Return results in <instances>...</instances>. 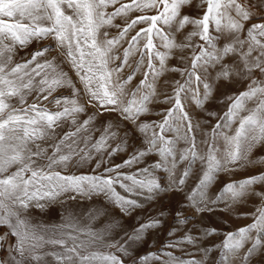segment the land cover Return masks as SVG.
Returning <instances> with one entry per match:
<instances>
[{"label": "snow or ice", "instance_id": "6c2138e0", "mask_svg": "<svg viewBox=\"0 0 264 264\" xmlns=\"http://www.w3.org/2000/svg\"><path fill=\"white\" fill-rule=\"evenodd\" d=\"M192 4L193 0H128L127 3L121 0H0V227L8 229L5 235L15 237V243L8 246L10 259L7 264L39 262L42 258L36 254V249L41 243L65 248L64 254L56 255L57 264H93L94 261L123 264L113 253L81 254L78 249L86 247L85 242L66 247L64 239L45 240L24 218V213L33 204L42 208L44 205L40 201H55L65 193L74 192L85 196L103 194L123 213L130 214L143 207L130 195L146 194L145 198L151 199L165 191L147 167L137 169L132 175L119 171L139 164L150 154L160 158L151 168L163 167L169 173L170 190L182 191L193 167L200 165L197 183L182 202L197 213L210 211L208 204L229 199L236 202L246 195L257 196L264 202V193L252 191L253 186L264 184V172L225 184L215 199L210 200L207 195L209 186L220 172L234 170L229 169V165L240 161L255 163L249 155L264 143V78L258 79L254 75L258 72L260 77H264V0H200V15L185 12ZM109 7H114V11L107 12ZM152 10H155L154 15L136 16L123 28L113 24L117 17L126 18L132 12ZM257 16L260 22L251 23L246 28L245 25ZM141 23L148 26L131 36L122 54L117 55L115 50ZM105 26L117 27L120 31L112 38H107L108 33L104 32L105 38L100 40V30ZM189 28L191 30L184 35L183 41L177 42L176 35ZM48 38L66 50L67 61L83 85L89 104L98 108L96 115L116 112L122 121L132 123L143 136L145 148L134 151L121 164L105 169L106 173L114 175L76 176L55 171L56 168L66 169L75 156L84 163L91 159L92 149L96 152L105 150L108 140L116 136V132L111 131V123L91 149L77 151L74 145L78 143L75 138L88 130L93 116L51 145V155L42 147V142L55 138L54 130L62 121L71 118L75 125V117L85 111V106L79 103V90L66 73L57 69L54 60L38 62V58L51 51L50 46L34 51L29 60L10 67L17 48ZM141 41H144L142 45ZM186 49H191L190 57L181 56L180 60L186 62L190 59V65L169 67L168 61L173 53ZM137 56L132 62L131 58ZM117 60L120 63L110 67ZM125 68L131 71L122 77ZM169 71L178 72L184 78L183 83L179 80L173 82L171 96H164L162 102L171 103L172 107L161 113L163 119L159 122L138 123L140 117L150 111L148 106L158 95L159 78ZM138 74L142 79L127 92V86ZM237 78L249 83L239 95L227 97L231 103L208 134L210 141L201 142L207 145V150L201 152L195 136L189 135L198 125H193L184 100L203 108L213 97L217 82ZM61 87H71L72 96L53 98L51 103L57 110L50 111L42 102L48 101ZM33 92L37 94L36 102L27 104V98ZM14 99L19 107L13 104ZM250 101L255 102L252 108L247 107ZM209 115L215 116L216 113L210 112ZM234 123H238L234 134L229 136L221 132ZM168 131H174L175 136L168 138L165 135ZM220 135L226 146L222 153L215 143ZM180 141L187 146L178 149ZM126 145V139H122L109 155L123 151ZM42 160L46 163H38ZM181 164L185 167L177 177L176 170ZM117 186L130 195H121ZM163 215L161 212L158 217L140 224L124 244L117 247V242L108 246L126 254L132 243L163 223L160 219ZM181 216L182 212L178 210L174 219L179 225H186L188 218ZM251 216V224L226 234L219 249L220 264H249L257 253L264 252V203ZM174 231L169 232V236ZM215 233L214 228L205 231V235ZM89 234L94 240L103 239L96 233ZM3 241L4 236H0V247H3ZM184 243L193 244L194 237L186 233L165 247L176 248ZM203 251L208 255L213 249ZM25 253H28L27 257ZM164 255L167 256L166 264H203L195 258L184 260L175 257L171 252ZM155 257V253L140 257V264H146ZM0 264L4 262L0 261Z\"/></svg>", "mask_w": 264, "mask_h": 264}, {"label": "rangeland", "instance_id": "374dc122", "mask_svg": "<svg viewBox=\"0 0 264 264\" xmlns=\"http://www.w3.org/2000/svg\"><path fill=\"white\" fill-rule=\"evenodd\" d=\"M123 3H127L128 0H121ZM200 0H193L192 6L185 9V12L191 15H200L202 9L198 7ZM119 5H116L118 7ZM107 12L114 11V7L106 9ZM155 10L152 11H137L129 14L128 17H117L114 21V25H119L120 28L125 26L126 22H130L131 19L139 15H154ZM260 22L259 16L253 19L245 25L247 28L251 23ZM146 23H141L136 26L135 29L129 32L128 37L121 43V46L117 48L116 54L120 55L123 52V48L127 47V40L131 36L135 35L141 28H146ZM120 28L105 26L100 30V40H103L104 32L108 33L107 38H112L118 35ZM191 29H185L183 33L176 35L177 42H182L184 35ZM144 41H141V45ZM155 42V41H154ZM194 42H196L194 40ZM51 47V51L46 53L43 57L38 58V62L45 60H54L57 69L67 74V77L71 79L76 89L79 90V103L85 106V111L75 117L76 124L72 123L71 118L61 122L60 126L54 130V139L42 142V147L47 149V154L51 155L52 147L65 133L69 131H75L79 124H82L84 120L89 116H93L94 119L89 126L88 130L79 134L75 139L78 141L76 145L77 151L83 148L85 150L91 149L99 137L104 134L105 127L111 123L113 128L111 131L116 132L114 138H110L107 142V148L101 152L91 150V159L87 162L80 163L79 156H75L69 166L65 168H56L55 171H60L63 175H114V173H106L105 169L113 167L114 165L121 164L124 160L136 150H141L146 147L143 143V136L136 131L135 126L128 122L122 121L119 114L116 112H104L102 115H96L98 108L89 104V97L84 93L83 85L80 83L79 78L76 75L75 70L71 64L67 61L66 50L56 46V42L51 39H45L41 41H33L25 48H17L13 55L11 66L17 63H23L31 58V54L44 47ZM191 49H186L184 52L179 50L173 53L172 58L168 61L169 67H185L190 65L191 61L188 59L186 62L180 60L181 56L190 57ZM137 57H132L131 61L134 62ZM120 63L119 60L110 64V67H114ZM131 71L129 68H125L121 73L122 77L127 76ZM256 78L262 79L259 73H254ZM39 79V77H37ZM142 79L141 75L132 81L127 86L126 91L130 92ZM183 77L178 72H166L161 76L157 82V97L153 103L149 104L150 111L141 116L139 122H159L163 119L164 113L172 107L171 103H163L165 95L171 96L173 92L174 81H181L183 83ZM249 83L245 79H233L231 81L217 82V87L214 91L213 97L205 104L203 108L196 107L190 100L185 99V110L189 113L194 127L193 132L189 135H194L197 141L198 149L201 152L207 150V145L201 143L204 140H209L208 134L214 125L218 122L220 117L227 111L228 105L231 103L227 99L229 96L239 95L244 91ZM36 92H33L27 98V104L36 102ZM61 96H72L71 87H61L52 93L48 101H43V106H46L50 111H56V106L51 103L53 98ZM13 104L19 107L18 102L14 99ZM255 106L254 101H250L247 105L248 108ZM216 113L215 116H210L209 113ZM246 114V113H243ZM119 125V127H117ZM175 126V125H174ZM238 123H234L230 128H223L221 132L223 134H234ZM125 133L127 136L125 137ZM168 138L175 136L174 131H168L165 133ZM85 138L87 142L85 143ZM122 139H126L127 145L123 151H118L114 155H109L113 148H116L121 143ZM216 148L219 152H223L225 149V143L222 135L216 137ZM187 145L184 141H180L177 145L178 149H182ZM33 151L35 147L33 146ZM83 155V153H80ZM160 158L158 155L150 154L145 156L139 164L131 167L121 168L119 171L126 175H132L137 172V169L149 168L152 171L153 176L160 183L162 189L158 195H155L151 199H146V194H134L124 192L123 189L117 186V191L121 195L129 196L132 199H136L143 205L141 208H137L130 214L123 213L121 209L111 203L103 194L98 195H79L74 192L65 193L55 201H40L44 206L42 208L36 207L33 204L25 213L24 218L28 223L37 230L38 235H43L45 240L48 239H64L66 241V247H74L76 244L85 242L86 247L79 248L78 251L81 254L87 255L92 252L100 253H113L120 257L123 264H140V257L148 256L150 253H155V258H150L146 261V264H166L167 256L164 253L171 252L173 256L188 260L195 258L198 261H203V264H220L219 261V249L223 244L225 236L229 232H235L237 229L244 227L252 223L251 214L254 213L257 207L262 205L261 199L254 195H246L240 200L233 202L230 199L224 202L216 204H208L209 210L202 212H195V209L191 208L185 201L186 194L189 193L192 188L195 187L198 177L200 165L197 164L192 169V174L187 178L186 184L183 186L182 191L170 190V177L169 173L162 167L160 169H152L151 166ZM249 159L256 161L255 163H246L244 161L238 162L236 165H229V171L220 172L216 180L207 190L208 198L215 199L220 189L228 183L239 182L250 176L258 175L264 172V143L260 144L252 150L249 155ZM43 164L46 161H38ZM99 164V167L97 166ZM243 165V166H241ZM184 164L178 166L176 170L177 177L183 171ZM128 183V182H126ZM253 192L264 193V184H257L253 186ZM75 197V198H73ZM203 207V205H202ZM182 212L181 218L187 217L189 222L186 225H179L174 219L177 211ZM163 212L164 215L160 217L163 223L157 227L148 230L143 238L139 241L132 243L128 247L127 253L118 252L116 247H109V244L117 243L124 244L128 235H131L133 230L138 228L140 224L147 222L150 218L158 217L159 213ZM216 229V233L213 235H205V231L209 229ZM175 229L174 234L169 236V232ZM8 232L6 227H0V236H4L2 242L3 247H0V261L7 264L10 259L9 244L15 243V237L5 235ZM89 233H96L102 236V240H94ZM190 234L194 237V243L181 244L176 248H166L165 246L174 240H179L184 237L185 234ZM70 237H76L75 241ZM89 241H93L89 243ZM211 248L213 251L208 255H205L204 249ZM65 248L59 245H53L50 243H41V246L36 249V254L41 256L39 262L30 261L29 264H57L56 255L64 254ZM28 256V253H25ZM79 264V262H77ZM93 264H102L101 261H94ZM249 264H264V252L257 253Z\"/></svg>", "mask_w": 264, "mask_h": 264}, {"label": "crops", "instance_id": "0c3cea01", "mask_svg": "<svg viewBox=\"0 0 264 264\" xmlns=\"http://www.w3.org/2000/svg\"><path fill=\"white\" fill-rule=\"evenodd\" d=\"M14 170H15V168L12 169V171H14Z\"/></svg>", "mask_w": 264, "mask_h": 264}]
</instances>
